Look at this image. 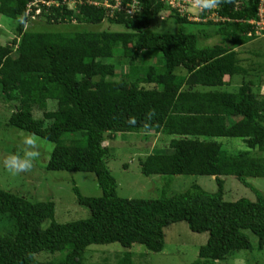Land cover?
Wrapping results in <instances>:
<instances>
[{
	"label": "trees",
	"instance_id": "16d2710c",
	"mask_svg": "<svg viewBox=\"0 0 264 264\" xmlns=\"http://www.w3.org/2000/svg\"><path fill=\"white\" fill-rule=\"evenodd\" d=\"M31 1L0 0V13L17 21L11 42L0 43V98L18 101L7 124L54 143L46 169L92 172L101 195L86 196L73 183L76 201L89 209V216L58 222L51 198L31 201L0 188V217L12 225L9 232H0V264H132L128 252L115 263H87L85 250L90 244L116 242L124 249L139 243L159 252L164 227L182 220L190 230L208 233L189 264H215L238 250H251L245 230L262 249L264 193L247 178L264 177V155L251 153L264 152V98H257L249 82L236 91L221 89L229 83L226 78L247 72L236 47L254 37L248 35L253 28L248 20L257 18L260 0H234L200 21L174 12L176 31L152 27L167 10L161 0H140L141 9L133 16L117 10L110 16L91 0H49L58 4H40L36 14L47 23L109 21L126 30H27L35 10L32 6L26 13ZM190 23L211 29L189 31ZM209 38L215 41L206 43ZM118 49L127 70L112 80L115 64L108 58ZM48 99L56 102L54 110H46ZM34 108L42 110V117L33 116ZM151 109L156 116L146 131L143 123ZM129 118L135 126L126 122ZM114 132L170 137L167 146L154 147L138 161L144 175L163 178L157 197L118 195L106 163L105 141ZM225 138L240 139L245 148L229 151L222 147ZM177 174L212 175L216 189L209 192L192 183L168 195ZM222 175L235 176L255 199L225 200ZM45 220L49 223L43 226ZM41 251L64 253L39 260L35 255Z\"/></svg>",
	"mask_w": 264,
	"mask_h": 264
},
{
	"label": "rangeland",
	"instance_id": "374dc122",
	"mask_svg": "<svg viewBox=\"0 0 264 264\" xmlns=\"http://www.w3.org/2000/svg\"><path fill=\"white\" fill-rule=\"evenodd\" d=\"M164 15V19L160 18ZM153 21V28L166 31H176L177 25L166 11H162ZM16 19L7 17L0 13V43H10L15 36ZM77 23V24H76ZM27 30H60L73 31L76 29L123 31L122 25L103 21L98 24L78 23L72 21L71 24L47 23L37 17H32ZM189 31L199 30L209 31L208 24L190 23L186 24ZM215 39H206V43H213ZM241 59L240 64L246 68L245 74L234 75L232 79L226 78L229 83L221 87L227 91H236L242 82H249V85L258 99L264 98V36H255L242 45L236 47ZM109 62L115 64L116 75L109 77L112 80L120 78V72L127 70V59L122 56L121 49L108 58ZM154 59H150L149 62ZM138 67H133L136 70ZM1 95V94H0ZM18 101L10 100L5 102L0 98V161L7 155L15 152L21 142L22 137L29 132L8 126L7 120ZM56 102L48 99L46 110H54ZM33 116L42 117V110L34 108ZM49 123V121H45ZM113 136L107 138L105 145L108 149L106 153V163L117 182V193L121 197L128 198H153L160 194V182L163 178L159 175L146 176L140 171L138 161L144 158L154 147L161 148L167 146L170 137L161 136L155 133H120L114 132ZM38 136V135H37ZM40 137V136H39ZM45 145L50 142L41 138ZM52 143V142H51ZM222 147L229 151L237 152L245 146L240 139L225 138L222 140ZM253 155H264L262 151H252ZM49 153L43 150V156L36 162L34 169L30 173L19 176L9 174L0 166V188L35 201L51 198L55 204V220L65 222L89 216V209L77 203L75 195L71 189L72 184H76L81 193L86 196H99L101 189L97 184L95 175L89 171H65L48 170L46 163ZM124 164L126 166H124ZM224 179V199L233 201L240 197L255 199L253 191L242 184L233 175H222ZM253 186L264 193V177L247 178ZM197 183L206 191L212 192L216 189L214 176L202 174H177L171 178L168 195L185 190L190 184ZM2 218V219H1ZM49 220H45L42 225L46 226ZM12 229L11 222L0 217V232H9ZM253 244L251 250L241 249L226 256L222 260H217L215 264H264V247L257 249V237L249 230H245ZM208 233L194 232L189 229L185 220L174 222L164 227V247L161 251L148 250L144 245L134 243L130 249H124L119 243L90 244L85 250V262L87 263H115L124 256L125 252L130 253L132 264H189L197 258L198 248L205 243ZM64 253V252H63ZM57 251L54 254L41 251L36 253L39 260H54L63 255Z\"/></svg>",
	"mask_w": 264,
	"mask_h": 264
},
{
	"label": "clouds",
	"instance_id": "9594fccd",
	"mask_svg": "<svg viewBox=\"0 0 264 264\" xmlns=\"http://www.w3.org/2000/svg\"><path fill=\"white\" fill-rule=\"evenodd\" d=\"M229 3H234V0H193V14L201 15L205 12H212L218 10L223 4ZM20 22L26 23V18L21 17ZM155 116L156 112L154 109L149 110L146 114L143 123L146 131L151 128ZM126 122L133 126L137 123L134 118H129ZM55 147L54 143L49 142L45 148L41 137L34 133L25 134L17 150L0 161V166L13 176L30 173L34 169L36 162L42 158L43 150L50 154L55 150Z\"/></svg>",
	"mask_w": 264,
	"mask_h": 264
},
{
	"label": "built area",
	"instance_id": "2783aa9c",
	"mask_svg": "<svg viewBox=\"0 0 264 264\" xmlns=\"http://www.w3.org/2000/svg\"><path fill=\"white\" fill-rule=\"evenodd\" d=\"M167 5V10H165L169 16L176 12L180 16H184L187 20L190 21H200L206 20V18H213L216 16L215 11L209 12L207 17H201L200 15L193 14V0H161ZM63 2H67L64 0ZM93 4L97 6H103L107 8L108 14L111 16L114 10L123 12L129 16H133L136 12L141 9L140 0H91ZM264 0H260L257 18L250 19L248 22L253 25L252 30L248 33L249 36H264V8H263ZM49 6L51 4H58V2L49 1V0H34L27 4L26 13H30L32 11V6H35L34 13H32V17H36L41 10L42 5ZM170 13V14H169ZM160 18L164 19V15L160 14Z\"/></svg>",
	"mask_w": 264,
	"mask_h": 264
}]
</instances>
